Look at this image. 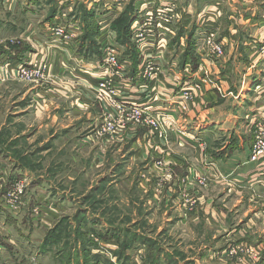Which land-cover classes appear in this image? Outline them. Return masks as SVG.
I'll list each match as a JSON object with an SVG mask.
<instances>
[{"label":"crops","instance_id":"obj_1","mask_svg":"<svg viewBox=\"0 0 264 264\" xmlns=\"http://www.w3.org/2000/svg\"><path fill=\"white\" fill-rule=\"evenodd\" d=\"M158 1L134 0V4L137 11H144ZM15 3V0L0 1V61L4 62L0 65V87L6 91L5 96L12 89L8 88L10 84L29 87L26 92L12 96L16 100L12 103L17 102L14 107L17 111H13L12 117L0 128L2 133H13L10 138L12 149H17L21 140L27 141L28 145L35 142L39 148L33 155L42 156L52 152L53 144L58 145L61 152L71 143L70 147L79 155L83 152L92 155L88 162L90 167H98L107 154H110L112 164L113 151H119V145L129 144L131 152L126 160L133 158L137 167L140 163L141 169L144 165L143 170H146L140 169L138 176L135 175L139 191L149 187L158 204L170 206V209L174 207L175 225L180 230L187 229L188 239H195L194 228L200 225L203 230L198 247V251L203 249L202 257L199 256L201 262L264 264V217L261 213L264 172L261 163L249 161L254 126L258 122L264 123V55L259 52L264 45V0H178L177 25L179 31L191 27L188 31L195 40L199 63L194 68L190 64H181L180 57L177 58L170 72L164 70L161 73L160 87L161 91L172 93L173 87L166 76L175 75L179 86L195 80L204 82L201 95L187 112L181 113L170 93L159 103L149 101L146 94L139 91V82L132 79V67L130 74L123 78L125 100L146 105L148 111L169 115L163 128L165 136L146 122L121 126L113 134L100 133L99 129L113 111L97 95L94 76H88V73L82 76L85 81L72 82L71 66L87 67L95 61L86 60L79 54L85 23L73 10V14L72 11L68 14L76 18L73 23L81 27L69 46H60L52 36L50 26L56 18H61L59 9H64L67 4L72 3L76 10L83 5L96 14L102 0L71 3L56 0L53 18L44 24L49 30H39L40 37L30 27L26 31L17 26L14 28L15 24L9 27L6 17L14 10ZM68 16L63 22L66 26L69 25ZM7 28L13 32L8 34ZM207 33H212L223 45L224 54L220 59L210 58L202 50ZM183 46L182 43L181 53ZM18 64L43 66L47 80L39 83L21 80L11 69ZM51 75L54 77H49ZM180 130L184 135L179 133ZM40 139L43 141L36 142ZM2 152L1 148L0 154ZM4 160L1 157L0 201H3L2 194L8 184ZM72 161L77 164L86 160L81 156L77 162ZM10 165L15 169L17 179L29 175L20 169L18 162ZM118 165L112 168L110 177L122 173L124 168ZM10 170L11 167L8 173ZM127 179H130L129 175ZM113 182L112 178L105 177L93 186V191L100 185L113 189ZM190 224L194 226L193 230ZM0 248H3L1 243Z\"/></svg>","mask_w":264,"mask_h":264},{"label":"rangeland","instance_id":"obj_2","mask_svg":"<svg viewBox=\"0 0 264 264\" xmlns=\"http://www.w3.org/2000/svg\"><path fill=\"white\" fill-rule=\"evenodd\" d=\"M132 1L135 10L133 11L134 16L137 9L134 0ZM185 1L188 2L189 0ZM15 2L14 10L8 12L6 17L9 27L11 24H15L13 25L14 28L17 26L19 29H25V31L32 28L35 30L37 37H40L41 31L39 30L46 28L49 30V27L45 28L44 24L48 23L47 21L52 15L51 12L56 0H52V3H50V0H15ZM69 2H75V0H69ZM130 2L128 0L120 11L109 15L103 14L104 7L102 3L97 8L96 13L98 15L94 14L93 19V24L97 26L99 32L91 29L90 26L86 30L87 33L95 31L99 34L100 29L105 28L112 31V37L116 39L117 34H120V30L128 22L129 12H132ZM67 5L64 9H59L61 10L60 17L63 22L65 21L63 19L72 10L78 13L75 8H72V3ZM178 5L179 11L180 4ZM183 6H185V2ZM73 11L71 14H73ZM63 14L67 16L62 18ZM73 18L68 16L67 22L73 23V20L76 21V18ZM178 21L177 18V24H179ZM112 25L118 33L112 29ZM177 29L180 36L177 33L178 41L175 42V38L173 45L178 48L176 57L179 58L186 49L187 37L190 34L188 30L191 27L179 31L177 25ZM12 32V29L7 28L8 34ZM182 43L184 51L182 50L181 53ZM84 66L85 69L80 74H71L74 78L72 82L85 81L82 76L88 73V76L95 77L94 72L86 69V65ZM47 78L48 75L46 76L43 73L41 78H37L32 82H43ZM27 87L29 86L17 83L10 84L8 88L12 89L6 93V96V91L0 87V128L6 122V119L12 117V112L17 111L14 109L17 102L12 103L16 101L15 98L12 99V96L16 97L17 92H20V94L26 92ZM1 101L3 102L1 103ZM31 115L33 116V114ZM161 132L163 136L166 135V131L161 130ZM0 134V147L3 149L0 156L6 159L3 162L6 164L4 170H6L8 176L5 182L10 184L9 182L12 183L18 178L14 173L16 172L15 169L10 165L13 163L18 162L21 166L20 169L30 175L17 179V181L24 184L25 189L19 199V204L11 207L7 203L9 197L5 194L4 199L2 198L3 201H0V243L3 246L2 249L0 248V264H62L68 256L71 264H82L83 255L79 244L74 241L76 236L73 232L76 229L86 231L87 236L85 238L92 239L91 242L96 243L94 247H90V255L91 253L99 254L105 261L112 264H146L148 256H156V254L157 257L159 256L161 264H194L195 261L197 262L195 264H211L201 262L199 258L203 254V249L198 251L199 243L202 242L199 237H201L200 234L203 231L200 225L194 228L190 224V228L192 230L194 228L196 234L194 240L188 239L187 229L180 230L175 225L177 218L174 213L175 210H173L174 207L170 209V206L166 207L161 203L158 204L154 199V195L149 191V187L139 191L136 186L137 178L135 175L140 172L141 166L139 165L141 164L136 161L139 164L137 167L133 162V158L132 160H126L128 153L131 152L129 144L119 145V151H113L112 164L109 162L111 156L107 154L103 157L101 163H98V167L94 165L90 167L88 162L92 160V155L84 152L79 155L77 150L70 147L71 143L66 145L61 152L58 151V145L53 144L54 147L52 146L51 153L38 156L33 155L39 148L35 142L28 145L27 141L21 140L19 147L12 149L10 138L13 133L0 132ZM41 141L43 140L40 139L36 142ZM75 141L73 139L72 142L76 143ZM92 154L94 156L95 152L92 151ZM30 155L34 157L30 158ZM81 156L85 158V163L76 164L72 161L74 159L77 162V158ZM7 161H10V164ZM117 163H119V167L124 169L122 168V173L117 174L116 172L117 176L110 177L113 174L112 168ZM65 164H70L72 168L69 170L68 165ZM10 167L13 171L10 170L11 172L8 173ZM143 169L144 165L141 170L146 172ZM128 175L130 176L129 180L127 179ZM105 177L114 180V187L111 186L113 189L110 188L109 190L108 186L106 188V185H100L94 189L96 191H93V186ZM33 179L36 181H33ZM45 222H48L50 226H46ZM185 227H188L187 224ZM55 228L54 232L58 236L54 238L53 244L49 248L44 249L47 233ZM109 229L112 230L109 231ZM94 231L98 232L100 237L92 236ZM190 232L193 233L191 230ZM106 233L110 236L112 234L113 239L107 241L104 238ZM147 240L153 242L152 249L147 247ZM123 245L127 247L119 260L113 253L118 250L119 246ZM157 248L161 250L158 252ZM186 257L189 259L185 260ZM87 258L90 262L91 259Z\"/></svg>","mask_w":264,"mask_h":264},{"label":"built area","instance_id":"obj_3","mask_svg":"<svg viewBox=\"0 0 264 264\" xmlns=\"http://www.w3.org/2000/svg\"><path fill=\"white\" fill-rule=\"evenodd\" d=\"M65 1V0H63ZM68 1V0H66ZM128 0H103V14L109 15L117 13ZM177 0H159L152 8L138 10L131 18V43L138 54V67L132 71L134 82H139V91L146 94L149 101L162 100V97L169 93L161 91V73L164 70L170 72L173 63L177 60V47L173 45L177 37ZM96 15H98L96 13ZM66 16L63 14L62 18ZM66 20V19H63ZM62 19L56 18L50 28L51 34L55 40L59 41L60 46H69L79 34L80 28L75 23H69L68 26L62 23ZM72 24V25H71ZM77 24V23H76ZM113 32L101 28L97 37L100 46L101 58L92 61L91 66L86 69L94 72V89L100 100L112 109V115L103 123L99 132L102 134H113L117 128L125 125H142L146 122L150 128L159 131L165 127L169 121V115L165 113H154L147 110L146 105L137 102H128L123 92V78L130 73L132 63L129 59L122 56L123 50L112 37ZM202 50L213 59H220L223 54V45L217 41L212 33H207L203 40ZM260 54L264 55V45L259 48ZM81 57V56H80ZM82 58V57H81ZM83 59V58H82ZM4 63L0 61V65ZM8 65V64H7ZM172 66V67H171ZM168 68V69H166ZM16 71L18 78L23 81L32 82L41 78L44 68L37 65L18 64L12 67ZM85 66H71L74 73L80 74ZM97 76V78H96ZM176 76H166L172 85V93L169 94L171 100L175 99L177 109L185 113L191 107L194 100L203 91L204 82L193 81L191 83H182L179 86V80ZM181 135L184 132L180 130ZM254 138L250 148L249 161L252 163H261V170L264 172V123L258 122L254 126ZM24 184L20 181H14L5 188V196L9 197L7 202L11 207L19 204V199L24 192ZM4 194L2 197L4 199ZM264 217V205L261 210ZM46 226H50L45 222ZM233 253V250L231 251Z\"/></svg>","mask_w":264,"mask_h":264},{"label":"trees","instance_id":"obj_4","mask_svg":"<svg viewBox=\"0 0 264 264\" xmlns=\"http://www.w3.org/2000/svg\"><path fill=\"white\" fill-rule=\"evenodd\" d=\"M129 5H132V12H129V16H128V22H126V24L122 27V30H120V34H117V38H116V43L118 44L119 47L125 49L122 53L123 57L129 59L132 62V69L133 72L136 71V66L138 65V54L137 52L134 50V47L131 43V32H130V26H131V18L133 15V11L134 7H133V1L131 0V2L129 3ZM77 16L80 17V20L83 21L85 23V31L82 35V40L84 41L83 43H81V45L79 46V54H83L82 56L85 57L86 60H97L99 58H101V51H100V46L98 44L97 41V37H98V28L95 24H93V19H94V10H87L83 5H80L79 8H77ZM52 15L50 16V18L48 20H51L53 18V11L51 12ZM76 16V17H77ZM78 18V17H77ZM79 19V18H78ZM91 26V29L98 31L97 33H95V31L93 33H87V29H89V27ZM112 29L116 32L117 30L115 29L114 25H112ZM179 36H180V32H178ZM177 35V37H178ZM176 37L175 42L178 41V38ZM187 46L185 51L183 52V54L180 56V63L181 64H190L192 65L194 68L197 67L199 60L198 57L196 56V52H195V40L193 38L192 34H189L187 37ZM126 47V48H125ZM89 197V196H88ZM58 227V226H57ZM55 229H52L50 232L47 233L46 236V240L44 241V249L49 248L54 241V238H56L58 236V234H56L54 231ZM112 229H109V231ZM55 233V234H54ZM74 235L76 236V238L74 239V241L79 244V248L80 251L82 253V264H112L111 262H107L105 261V259H103L99 254H92L90 255V247H94L95 246V242H91L92 239L89 238H85V236H87V232L86 231H82L79 229H76L74 232ZM94 234H92V236L95 237H100V234H98V232H93ZM104 238H106L107 241H110L109 239H113L112 234L111 236L109 234L106 233V236L104 235ZM148 241V245L147 247L150 249H152L153 247V242L151 240H147ZM151 244H150V243ZM97 247V245H96ZM127 246H119L118 250H116L113 254L120 260V258L122 257V253L124 252L125 248ZM158 250V248H157ZM159 252V250H158ZM157 252V253H158ZM87 255V256H86ZM153 255H149L148 259L146 260V264H161L159 262L160 258L159 256H153ZM89 257L91 259L90 262H88V258ZM151 257V259H149ZM156 257V258H155ZM121 262V261H119ZM62 264H71L70 263V257L68 256V258H66V260H64L62 262Z\"/></svg>","mask_w":264,"mask_h":264}]
</instances>
